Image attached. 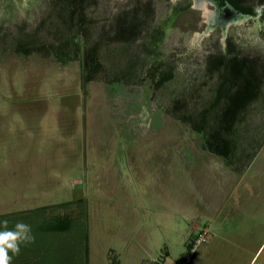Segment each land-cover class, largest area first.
Segmentation results:
<instances>
[{"label":"rangeland","instance_id":"1","mask_svg":"<svg viewBox=\"0 0 264 264\" xmlns=\"http://www.w3.org/2000/svg\"><path fill=\"white\" fill-rule=\"evenodd\" d=\"M149 1L86 0V44L125 10L141 6L146 22ZM151 1L137 41L103 45V67L87 80L84 49L62 60L55 48L82 16L55 33L64 16L54 0H0V221L29 217L32 262L173 264L207 229L199 264H264V94L238 123L228 161L172 112L177 96L213 81L203 75L210 56L232 44L264 56V20L226 18L223 27L193 0ZM176 7L150 49L148 29ZM214 9L208 3L213 18ZM34 31L42 45L18 51L14 38ZM57 217L82 230L43 232Z\"/></svg>","mask_w":264,"mask_h":264},{"label":"trees","instance_id":"2","mask_svg":"<svg viewBox=\"0 0 264 264\" xmlns=\"http://www.w3.org/2000/svg\"><path fill=\"white\" fill-rule=\"evenodd\" d=\"M54 2L59 15L64 16L63 21L60 20L54 25L55 33L64 32L66 25L74 22L77 15L83 17L79 23L75 21L74 35H64L61 43L58 46L55 45V48H61L59 51L56 49V55L62 60L79 57L82 54L81 49H84L83 68L87 80L92 79L103 67V61L100 58V54L103 57L106 55L104 51H101L103 45L106 47L116 40L122 43V48L119 49L124 50L128 43L137 41L155 12V6L151 0L145 10L146 15L148 14L146 22H143L139 16L141 6L134 8V14H130L131 10L121 12L112 20L109 28L100 31L97 45L91 46L86 44L87 26L86 16L83 14L86 0H54ZM180 11V8L176 7L167 19L148 29L149 39L146 43L150 49L153 50L161 42L166 25L173 21ZM42 40L38 38V31H34L30 35L15 37L13 43L18 51L29 52L32 46L42 45ZM83 44L84 47H82ZM66 46L70 48V52L63 53ZM241 49L232 44L228 52L210 56L207 70L203 75L213 76V81L204 80L198 87L191 86L190 90L175 98L172 106V112L179 119L188 121L202 136L204 147L221 155L226 161L230 159L239 142L238 123L244 115H248L251 103L264 94V56L244 53ZM178 112L180 114H177ZM9 218L10 216L7 215L0 221V230H4L2 222L5 220L9 222ZM28 218L27 215L24 216L25 223L31 222ZM15 223V220H11L7 227L12 228ZM79 224L70 218L57 217L45 224L47 226L42 229L44 228L43 232L67 231L71 234L78 231V228L82 230ZM32 244L22 245L20 254L13 257L12 264H37L35 261L32 262L30 255L25 254L26 251L29 253ZM57 258L58 256H54V259L57 260Z\"/></svg>","mask_w":264,"mask_h":264},{"label":"clouds","instance_id":"3","mask_svg":"<svg viewBox=\"0 0 264 264\" xmlns=\"http://www.w3.org/2000/svg\"><path fill=\"white\" fill-rule=\"evenodd\" d=\"M8 223L7 220L3 221L4 230H0V264H12L13 257L21 252V245L35 242L30 225L17 221L14 227L8 228Z\"/></svg>","mask_w":264,"mask_h":264},{"label":"flooded vegetation","instance_id":"4","mask_svg":"<svg viewBox=\"0 0 264 264\" xmlns=\"http://www.w3.org/2000/svg\"><path fill=\"white\" fill-rule=\"evenodd\" d=\"M215 5V14L221 16L228 9L235 12V19L238 17L254 18L260 16L264 20V0H209ZM212 1V2H211ZM196 5L197 2L193 0ZM196 3V4H195ZM199 4H197L198 6ZM201 6V5H199ZM228 18V17H226Z\"/></svg>","mask_w":264,"mask_h":264},{"label":"built area","instance_id":"5","mask_svg":"<svg viewBox=\"0 0 264 264\" xmlns=\"http://www.w3.org/2000/svg\"><path fill=\"white\" fill-rule=\"evenodd\" d=\"M207 229H203L198 232V235L191 241H189V245L186 251L181 255L180 259L176 261L174 264H199L196 259V252L198 245L207 240Z\"/></svg>","mask_w":264,"mask_h":264},{"label":"bare ground","instance_id":"6","mask_svg":"<svg viewBox=\"0 0 264 264\" xmlns=\"http://www.w3.org/2000/svg\"><path fill=\"white\" fill-rule=\"evenodd\" d=\"M195 1L197 2V4L201 5L205 9L204 12L207 14V16L209 14L213 18L214 12L212 14V12L208 10V3H210L209 0H195ZM224 14H225V18L228 17L230 20L233 19L234 13L231 9L226 10ZM211 17H210V20H211Z\"/></svg>","mask_w":264,"mask_h":264},{"label":"water","instance_id":"7","mask_svg":"<svg viewBox=\"0 0 264 264\" xmlns=\"http://www.w3.org/2000/svg\"><path fill=\"white\" fill-rule=\"evenodd\" d=\"M195 6H197V5H195ZM198 7H201V6H198ZM202 8H203V7H202ZM233 13H234V15H236L234 11H233ZM234 15H233V20H231V21L236 20V19H235L236 16L234 17ZM246 17H248V15H246ZM209 20H210V19H209ZM210 23H211V24L220 23L223 27H226L227 24L230 23V21L228 22V21L226 20V18H225V14H222L221 16H219V18H218V14H215V18H211Z\"/></svg>","mask_w":264,"mask_h":264},{"label":"crops","instance_id":"8","mask_svg":"<svg viewBox=\"0 0 264 264\" xmlns=\"http://www.w3.org/2000/svg\"><path fill=\"white\" fill-rule=\"evenodd\" d=\"M158 193V194H157ZM155 195H159L158 197H161V196H163V194L161 193V192H157ZM202 214V213H201ZM194 226H196V223L194 224ZM190 239V238H189ZM189 239L187 238V239H185V241H186V243L189 241ZM107 257L109 258V252L107 253ZM180 259V258H179ZM179 259H176L174 262H173V264L176 262V261H178ZM109 260H111L110 258H109Z\"/></svg>","mask_w":264,"mask_h":264}]
</instances>
